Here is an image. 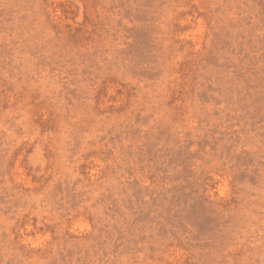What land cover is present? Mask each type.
Returning a JSON list of instances; mask_svg holds the SVG:
<instances>
[{
	"label": "rangeland",
	"instance_id": "rangeland-1",
	"mask_svg": "<svg viewBox=\"0 0 264 264\" xmlns=\"http://www.w3.org/2000/svg\"><path fill=\"white\" fill-rule=\"evenodd\" d=\"M0 264H264V0H0Z\"/></svg>",
	"mask_w": 264,
	"mask_h": 264
}]
</instances>
